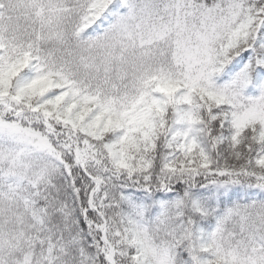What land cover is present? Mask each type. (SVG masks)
Listing matches in <instances>:
<instances>
[{"label": "snow or ice", "instance_id": "obj_1", "mask_svg": "<svg viewBox=\"0 0 264 264\" xmlns=\"http://www.w3.org/2000/svg\"><path fill=\"white\" fill-rule=\"evenodd\" d=\"M0 264H264V0H0Z\"/></svg>", "mask_w": 264, "mask_h": 264}]
</instances>
